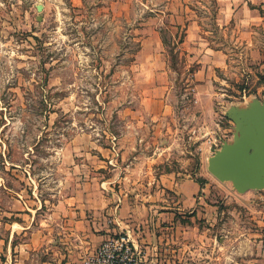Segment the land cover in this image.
Instances as JSON below:
<instances>
[{"label":"rangeland","instance_id":"obj_1","mask_svg":"<svg viewBox=\"0 0 264 264\" xmlns=\"http://www.w3.org/2000/svg\"><path fill=\"white\" fill-rule=\"evenodd\" d=\"M168 3L0 0V264H60L74 242L69 200L119 203L125 195L145 203L140 211L156 206L158 220L131 227L138 264H264V190L239 194L207 170L233 140L227 110L264 102V11L253 25L243 13L218 25L213 0L195 5L199 48L225 57L223 67L207 65L203 81L180 46L186 28L155 30L166 71L160 99L158 82L142 77L137 62ZM167 180H211L214 196L179 210L181 195ZM205 204L214 208L207 218Z\"/></svg>","mask_w":264,"mask_h":264},{"label":"crops","instance_id":"obj_2","mask_svg":"<svg viewBox=\"0 0 264 264\" xmlns=\"http://www.w3.org/2000/svg\"><path fill=\"white\" fill-rule=\"evenodd\" d=\"M168 1L169 5H167L169 8L163 12L162 17L166 19L165 22H157L155 27H149L151 31L148 30L147 35L143 38L141 50L138 55L139 60L137 62L141 70V76H146L147 79L150 78L151 81H146H153L154 84L160 80L164 81L166 71L163 43L160 39L159 31L155 30H161V28L172 29L185 27V38L180 46L188 53L189 59L199 65V69L194 76L198 81H203V78L207 77L209 74L210 67L207 65H213L217 68L225 65V57L220 51L199 48V41L201 40V19L198 13L200 9L195 5L201 4L203 0ZM213 1L215 4V22L218 25L229 24L237 13H243L245 18L250 17L247 23L253 25L258 18H261L259 9H263L264 11V0H246L244 1V5L240 3L237 8H233V0ZM249 1L250 3H248ZM158 17H160V15H158ZM196 52L199 53L198 56H201V59L196 57ZM157 84L160 86V92L159 88H157V91L158 97L161 99L167 92V87H164V83L162 84L161 82ZM161 105L162 111L166 106L162 104V102ZM204 179L208 180L207 177H204ZM156 183L158 185L159 182L156 181ZM211 187L215 189L211 180L203 186L197 182H183L175 185L174 182L167 180V188H170L174 194L177 193L181 195L179 210L180 208H192L193 206L199 207L204 205V199L207 197L203 195L204 193H209V195L214 196L211 194L212 191L209 192ZM225 190L227 191L225 197L232 199L234 197L232 196L233 193L226 187ZM174 200H176L175 196H173V201ZM111 201L109 199H89L88 201H84L78 200L77 198L69 200V207L67 210L69 220L67 221L69 225H71V228L68 229L67 239L74 242L71 243V247L65 248L66 253H64L62 260L59 261L60 264H83V258L85 257L84 253H86L87 250L92 251L97 245L109 239L112 233L121 230L129 234L130 237H133L131 236L133 230L131 227H133L134 224L143 223V220H158L154 217L155 204L151 203L148 205V208H146V212H143L140 211V207L145 206V203L140 204L138 201L134 202V200L129 199L127 195L119 200V203L116 202V200H113L114 202ZM199 209L206 211L204 214L205 218L214 211L213 207L206 204L205 208L202 206V208L200 207ZM165 215L167 219H170V215H172L171 219L174 220V214L167 213ZM137 236H141V233H139V235L137 234ZM90 242H93V245H91ZM43 264L49 263L45 262Z\"/></svg>","mask_w":264,"mask_h":264},{"label":"water","instance_id":"obj_3","mask_svg":"<svg viewBox=\"0 0 264 264\" xmlns=\"http://www.w3.org/2000/svg\"><path fill=\"white\" fill-rule=\"evenodd\" d=\"M226 117L234 124L233 140L208 159V172L219 182L231 183L239 194L264 190V102L231 107Z\"/></svg>","mask_w":264,"mask_h":264},{"label":"built area","instance_id":"obj_4","mask_svg":"<svg viewBox=\"0 0 264 264\" xmlns=\"http://www.w3.org/2000/svg\"><path fill=\"white\" fill-rule=\"evenodd\" d=\"M259 251L264 258V237L260 239ZM139 252L129 234L122 233L117 238L104 241L94 254L84 260V264H138Z\"/></svg>","mask_w":264,"mask_h":264},{"label":"trees","instance_id":"obj_5","mask_svg":"<svg viewBox=\"0 0 264 264\" xmlns=\"http://www.w3.org/2000/svg\"><path fill=\"white\" fill-rule=\"evenodd\" d=\"M259 11H260V13H262V10H261V9H259ZM183 35H184V34H183ZM182 39H183V36H181V38H180V40H179V42H178L179 44L182 43Z\"/></svg>","mask_w":264,"mask_h":264}]
</instances>
